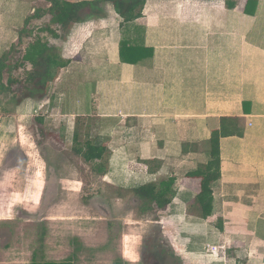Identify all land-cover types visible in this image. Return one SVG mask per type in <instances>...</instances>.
<instances>
[{
    "label": "crops",
    "instance_id": "0c3cea01",
    "mask_svg": "<svg viewBox=\"0 0 264 264\" xmlns=\"http://www.w3.org/2000/svg\"><path fill=\"white\" fill-rule=\"evenodd\" d=\"M9 15L0 12V41L15 40L16 28L6 34ZM48 17L57 27L36 39L55 47L65 65L50 92L62 91L66 108L57 115L68 130L82 117L92 142L107 145L103 179L135 188L175 177L160 217L174 229L181 257L264 264V0H146L136 23L152 55L136 64L121 60L123 20L111 5L106 16L68 28ZM227 118L237 130L224 136L234 126ZM215 131L221 177L205 217L201 179L190 173L211 160Z\"/></svg>",
    "mask_w": 264,
    "mask_h": 264
},
{
    "label": "rangeland",
    "instance_id": "374dc122",
    "mask_svg": "<svg viewBox=\"0 0 264 264\" xmlns=\"http://www.w3.org/2000/svg\"><path fill=\"white\" fill-rule=\"evenodd\" d=\"M49 5L46 0H0V12L10 14L6 34L17 30L14 41L13 36L0 41V60L10 50V58H21L41 30L57 27L48 15L32 18L19 41L26 20ZM11 73L18 75L5 70L6 81ZM54 82L43 99L0 95V264H32L35 254L41 261L71 257L72 264H195L176 251L174 229L161 222L163 214L143 211L145 204L134 193L137 184L104 180L74 151L79 122L68 130L65 118L57 115L66 107L60 88L50 93ZM13 90L23 92V83ZM83 125L80 143L94 141L95 132Z\"/></svg>",
    "mask_w": 264,
    "mask_h": 264
},
{
    "label": "trees",
    "instance_id": "16d2710c",
    "mask_svg": "<svg viewBox=\"0 0 264 264\" xmlns=\"http://www.w3.org/2000/svg\"><path fill=\"white\" fill-rule=\"evenodd\" d=\"M50 4L45 10L37 11L34 17L28 18L25 27L20 31L19 41L27 35L28 25L32 18H42L50 15L53 21L63 28H68L76 21L83 20L89 16L104 17L107 14L108 6L111 5L115 11L122 17L121 31L122 38L120 42V56L125 63L136 64L144 60V56L152 55V50L147 49L144 42L140 41L142 27L136 23L137 19L143 16V10L146 0H46ZM235 7L234 3L229 4ZM50 29V28H49ZM56 37H62L58 32L50 29ZM14 49V48H13ZM24 55L13 60L10 58L11 50L7 51L0 60V95L10 92L15 96L22 95L25 98L34 100L43 99L52 82L58 80L61 70L65 66L58 56H56L55 47L47 41L35 39L28 42ZM13 69L18 71L15 77L12 73L5 80V70ZM12 71V70H11ZM23 83V92L16 93L14 85ZM233 123V129L227 130L228 124L223 128L222 135L235 134L237 130V121L227 118L226 121ZM79 124L74 134V151L82 155L85 161L93 166L96 173L104 175L107 169L104 167V158L108 152V147L102 143H93L85 140L80 143V127L84 128L85 119L79 117ZM220 133L215 131L211 139V160L207 164L200 165L197 171L191 172L190 176L201 179V190L198 198L202 205V212L205 217L212 214L213 211V184L220 179L221 157H220ZM176 178L169 177L160 184L150 183L134 188L136 196L145 204L143 211L152 209L155 212L165 210L173 201L175 196ZM159 219V215L156 216ZM35 254L32 264H72L70 257L66 261H41ZM115 264H121L115 262Z\"/></svg>",
    "mask_w": 264,
    "mask_h": 264
}]
</instances>
